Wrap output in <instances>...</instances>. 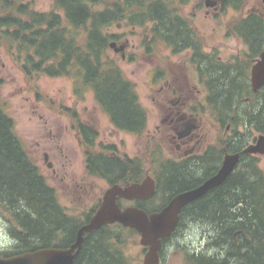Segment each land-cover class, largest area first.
<instances>
[{"label":"trees","instance_id":"16d2710c","mask_svg":"<svg viewBox=\"0 0 264 264\" xmlns=\"http://www.w3.org/2000/svg\"><path fill=\"white\" fill-rule=\"evenodd\" d=\"M187 1L52 0L50 11L39 12L23 0H0V48H5L13 59H20L26 76L71 78L74 93L79 96L90 91L114 129L140 136L147 127V115L138 101L135 85L108 54L109 44L120 39L108 29L120 22L148 26L149 39L144 38V44L161 42L173 53L185 48L196 52L200 47L197 35L176 7ZM240 2L224 0L223 7L236 10ZM231 30L248 45L249 61L264 49V15L248 13ZM247 63L222 64L209 56L210 112L221 128L228 123V114L235 113L241 121L232 123L233 135L226 139L230 141L228 152L240 151L243 142L251 138V131L264 134V88L256 94L251 92ZM238 126L244 129L243 133H239ZM77 132L88 149L85 169L89 175L111 183L119 179L133 182L142 177L141 160L126 157L122 161L92 152L96 132L84 124H78ZM214 147L218 151L213 152L222 155L224 143L219 141ZM159 163L150 162L154 167ZM258 163V157L241 154L238 166L243 171L232 173L213 189L209 201L189 209L194 215L208 216L212 229L213 253L209 259L198 257L196 264H264V174ZM179 178L177 173L169 176L172 182ZM177 186L174 182L170 185L174 189ZM96 207L97 203L81 216L65 212L55 190L48 186L15 134L14 122L0 100V212L11 225L8 234L12 240L11 247L0 252V256L40 248H66ZM109 235L110 227L86 233L74 264H129L111 250Z\"/></svg>","mask_w":264,"mask_h":264},{"label":"rangeland","instance_id":"374dc122","mask_svg":"<svg viewBox=\"0 0 264 264\" xmlns=\"http://www.w3.org/2000/svg\"><path fill=\"white\" fill-rule=\"evenodd\" d=\"M23 1L39 12L52 9V0ZM222 3L223 0H188L186 4H177L176 7L192 27L203 50L208 51L212 58L228 65L238 62L246 66L248 62L250 68L251 61L246 57L247 47L231 29L237 20L248 13L264 15V1L241 0L236 10L229 6L221 8ZM146 29L148 26H131L125 22L113 24L108 29L109 33L119 35V45L126 44L123 59L112 48H109L108 54L116 60L125 78L135 85L138 101L146 112L147 127L140 136L114 129L96 105L90 91L82 92L79 96L74 93L71 78L43 74L26 76L20 59H13L5 48H0V100L4 110L12 118L14 132L27 154L38 165L48 186L55 190L58 203L68 215L84 214L97 203L107 188L105 180L86 172L85 152L88 149L78 137V124L87 125L96 132L92 152L104 156L112 154L122 161L126 157H135L141 160L143 167L151 168L154 167L150 164L151 160L162 162L160 151L172 149L167 142H162V137L154 134V129L160 124L163 105L172 98L173 88L183 91L185 104L196 101L194 93H190L195 85L199 89L204 88L195 67L188 60V52L180 50L173 53L161 42L156 45L144 44V38L149 39ZM155 71H158L156 77ZM237 130L244 131L241 126ZM224 131L225 128H220L215 122L210 124L209 143L215 146L219 141L223 142L226 138ZM259 135L251 131L250 144ZM101 144L112 147L101 148ZM44 153L49 155L57 175L52 174L44 164ZM258 158V167L264 174V155ZM9 226L0 212V244H7L11 238ZM193 238L199 239V235ZM11 245L0 249V252L7 251ZM128 250L132 255L136 247L131 246ZM181 263L178 256L177 260L173 258L170 262Z\"/></svg>","mask_w":264,"mask_h":264},{"label":"flooded vegetation","instance_id":"af4514ba","mask_svg":"<svg viewBox=\"0 0 264 264\" xmlns=\"http://www.w3.org/2000/svg\"><path fill=\"white\" fill-rule=\"evenodd\" d=\"M221 8H223V3L221 4ZM116 44L119 46L118 42ZM124 45L126 44L124 43ZM244 45L247 47V55H249L250 49L247 44L244 43ZM196 49V52L190 48H185L184 50L188 52V60L193 67H195L199 82L204 85V88L199 89L195 85L194 91H190V93H194L193 98L196 100L191 104L184 103V97L182 96L183 91H180L178 88H173L171 93L172 98L163 105L164 108L161 112L162 118L160 119V124L156 125L154 129V134L158 135L159 138L162 137V142H167V146L172 147V149L165 152L160 151L163 159L162 162L155 167H144L142 177L136 181L127 182L126 179H119L118 182L111 183L104 179L107 182L106 190L114 185L125 188L132 184H140L146 178L152 180L154 191L147 198L135 197L133 199H124L117 197L116 204L121 210L134 207L143 210L148 215L158 213L175 197L198 189L204 185L205 182L217 173L225 155L238 153L240 158L241 154L259 157V155L247 154L243 151L248 145H250L251 138L247 142H243L240 151L228 152L230 141L226 139L230 135H233L232 123L236 121L241 123L239 117L235 118V114L227 115L228 123L224 127L226 138L223 141L224 147L222 148V155L213 152L215 147L209 143V126L215 122L209 107L210 55L208 51L205 52L203 50L201 44L200 47H197ZM125 50L126 47L124 51ZM261 51H259V53ZM195 53H198V55ZM259 53L251 59L249 77L250 69L258 58ZM249 86L251 90L250 81ZM259 91L260 90H258V92ZM237 103L238 101L236 104ZM215 124L220 127V123L215 122ZM238 131L239 133L244 132L240 130ZM78 137L80 138V136ZM255 141L256 139H253L252 143H255ZM45 154L48 157V161L46 162L44 161ZM107 156L113 155L110 154ZM115 158L118 159L117 156ZM43 162L46 167L48 163H51V167L47 168L51 170L52 174L57 175V170L53 168V163L49 161V155L47 153L43 154ZM238 165L232 173L243 171V168ZM176 173L180 174V178L174 179L173 182L175 185H179L174 189L170 187L173 182L169 180V176ZM213 189L206 191L203 195L190 201L181 208L174 231L169 236L161 239V245L158 251L159 264H170L173 258L177 260V256L178 260H181V264H196V260L201 256L209 259V256L213 253L211 249L212 241L210 240L212 237V229L209 227V217L194 215L193 213H189V209L194 205L199 204V202L209 201V193ZM102 197L103 195L98 199L95 211L101 205ZM105 227L111 228V235L108 237V244L110 245L111 250L113 249V251L118 252L127 263L129 262V264H143L148 248L140 245V235L138 232L118 223L104 225L101 228ZM123 234L126 235L127 238L123 236ZM196 234L199 235V239L193 238ZM73 243L74 241L66 246V248H70ZM131 246L136 247V251L132 255L128 253V249H130ZM81 250L82 248L76 256L80 254Z\"/></svg>","mask_w":264,"mask_h":264},{"label":"water","instance_id":"95a60500","mask_svg":"<svg viewBox=\"0 0 264 264\" xmlns=\"http://www.w3.org/2000/svg\"><path fill=\"white\" fill-rule=\"evenodd\" d=\"M209 6V4H206ZM110 48L124 58L125 45L116 46L115 42L110 43ZM250 84L255 93L264 87V51H261L258 58L250 69ZM247 154L264 155V135H259L255 144L249 145L244 150ZM239 154L226 155L221 167L215 175L198 189L181 194L175 197L160 212L148 215L141 209L129 207L121 210L116 205V198L133 199L135 197L147 198L154 191L153 182L146 178L140 184H132L122 188L114 185L107 189L102 197L101 205L76 232L74 243L70 248H40L31 252H25L10 257H0V264H74V259L82 248L84 235L98 230L104 225L119 223L124 227L134 229L140 235V245L148 248L143 264H159L158 251L161 239L169 236L175 229L178 222V214L181 208L190 201L200 197L206 191L221 185L234 171L239 163ZM48 157L44 155V161ZM51 167V163L47 164Z\"/></svg>","mask_w":264,"mask_h":264},{"label":"clouds","instance_id":"9594fccd","mask_svg":"<svg viewBox=\"0 0 264 264\" xmlns=\"http://www.w3.org/2000/svg\"><path fill=\"white\" fill-rule=\"evenodd\" d=\"M11 245V238L8 239V243L7 244H0V249L9 247Z\"/></svg>","mask_w":264,"mask_h":264}]
</instances>
